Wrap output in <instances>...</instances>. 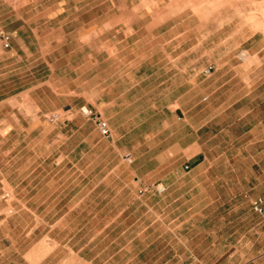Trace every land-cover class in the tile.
I'll return each mask as SVG.
<instances>
[{"label": "crops", "instance_id": "0c3cea01", "mask_svg": "<svg viewBox=\"0 0 264 264\" xmlns=\"http://www.w3.org/2000/svg\"><path fill=\"white\" fill-rule=\"evenodd\" d=\"M32 2L36 8L43 9L40 17L44 19L38 21L36 17L32 20L20 17L23 23V34L19 35L20 42L23 41L21 47L30 49L26 41L30 38L29 29H39L38 26L32 28L30 24L39 22L55 24L53 31L60 35L58 40L68 39V36L71 40H84L83 46H87L88 52H85V49L82 52L85 53L86 59L69 69L83 72L76 79H72L79 83H72L71 87L54 92L58 96L71 95L64 102L59 100L62 106L92 105L108 120L112 130L111 137L103 136L97 122L93 120L97 125L93 134L98 137V143L91 147V133H87L81 125L74 128L77 123L73 119V126L68 130L66 139L81 136L82 140L79 144L71 145L62 156L69 157L75 151H80L83 160L84 156L98 146L100 155L114 154L116 158L112 164L98 163L97 167L110 169L104 180L109 177L114 180L127 178L130 182L126 185L132 191H136L139 186L140 193H149V198L159 199L166 205L145 210L146 215L153 217L151 222L148 221L150 223L145 225V238L137 239L138 218L135 215L129 226L130 232L135 233L133 238L126 241H100L99 246L103 251L96 256L99 260L96 262V257L82 256L83 262L122 264V260L128 259L124 264H264V220L251 208H234L224 212L222 208L208 206H181V202L186 199L212 202L223 199L219 194V181L222 176L219 175L218 169H232L234 162L231 159H223L222 154L209 158L208 153L229 151V147L222 149L218 144V137L225 129L234 131L236 128H247L240 139L245 145L244 150L261 153L264 157V38L258 36L248 45H244L250 40L249 37L241 43L244 46L241 51L256 56L260 61L258 64L250 67L233 64V58H240V52L230 55V48L226 49L225 55H229V58L225 60L224 54L219 53L218 43L212 40L208 50L209 58L205 61L206 52L201 53V43L189 48L182 47L186 40L191 38L186 31L176 34L172 32L169 35L166 31H156L169 19L155 24L153 13L141 14L145 8H154L145 0ZM1 4L10 6L6 0H2ZM147 18L150 21L145 23V27L151 47L144 51L146 54L141 63L129 60L128 65L123 66L121 54H131L135 51L133 48H118L116 44L137 33L141 29L140 24ZM106 31L112 34L108 38L109 41L118 39L116 44L108 49L105 47ZM127 32L131 33L128 35ZM34 38H37V35H34ZM17 40L16 36H12L10 48H5L0 41V109L3 113L4 106L9 104L11 99L15 98L20 102L25 101L27 97L31 112L19 111L17 130L13 131L14 127L7 129L5 126L1 134L7 136L16 132L23 138L19 146L26 155L28 152L37 153L38 147H44L43 149L49 150L50 153L46 155L47 158L43 155L42 160L31 161L28 158L25 168H31L33 171L18 183V188L22 183L25 185L20 188L23 191V206L3 225L10 226L19 218L31 217L34 230H47L46 233L50 237L52 230L59 224L66 223L67 217L72 215L75 209L72 207L65 212H54V206L44 203L50 199L56 200L57 197L52 198V195H49L43 198L39 195L41 189H36V186L29 190L35 191L34 194L26 197L27 186L41 183L47 177L44 176V170L48 167L60 172L80 164L72 159H48L53 140L51 142L48 137L51 131L45 134L48 126L43 115L59 106L49 105L46 94L37 91L39 84H22L19 90L10 92V72L15 69L10 59L20 57L15 48ZM96 40L102 41V44L97 43V48L93 44ZM159 40L163 41V46L155 47ZM255 42L257 48L253 50L252 44ZM31 54L33 53L28 52V56ZM74 54L76 53L71 51L70 55ZM40 63L41 61L37 65ZM207 63L214 66L210 74H205V70L210 66L206 65ZM240 70H245L249 76L240 79H237V75L229 79L224 78L229 72ZM254 72L258 73L257 79H252L251 73ZM8 115L9 111L2 120H8ZM39 134H42L41 138ZM56 142L58 140H54V143ZM66 143L69 146L68 141ZM249 164L250 168L254 166V163ZM80 166L89 168L91 163ZM237 178L240 179L238 176ZM254 179L249 172L248 182L251 183ZM239 183L240 180L237 181V184ZM156 184L165 185L167 190L159 193L153 188L144 191L145 193L141 192ZM257 184L255 187L261 193L264 189V179ZM121 190L113 199H122ZM237 193L235 188L231 187L227 190L225 198L231 199ZM35 199H42V202L32 207L31 201ZM51 215L60 216L53 220L49 218ZM121 215L120 211L117 216ZM186 216L188 218H181ZM229 216L232 218L229 219ZM208 217L210 218L207 220ZM49 241L55 250L76 247L71 239L64 241L50 237ZM87 246H90V243ZM86 247H81L78 252L82 253ZM110 248L114 250L107 251ZM54 252L53 250L47 254L40 263ZM102 253L103 259L99 258Z\"/></svg>", "mask_w": 264, "mask_h": 264}, {"label": "rangeland", "instance_id": "374dc122", "mask_svg": "<svg viewBox=\"0 0 264 264\" xmlns=\"http://www.w3.org/2000/svg\"><path fill=\"white\" fill-rule=\"evenodd\" d=\"M1 1L0 30L9 32L12 36L17 37L15 48L20 56L10 59V62L14 63L15 67L10 72V92L13 93L19 90L22 84H25L24 86L39 84L40 87L37 88V91L46 94L45 98L49 105L56 107L58 104L59 106V108L47 111L43 115V119L48 126L45 134L51 131L48 137H50L49 140L51 142L53 140V147L50 150L51 155L48 159H72L79 161L80 165L90 162L91 166L89 168H81L79 165L71 169H63L60 172H58V169L48 167L44 170V176L47 177L41 183L28 185L26 190V197L34 194L35 191L29 192L34 186L37 187L36 189H41L39 195L43 196V198L49 195H52V198L57 197L56 200L50 199L44 203L45 205L51 204V206H54V212H65L72 207L75 209L74 213L67 217V222L56 226L50 235L52 239L57 240L67 241L71 239L76 244L75 248H58L55 250L49 244L50 237L46 233L48 231H43L41 228L34 230L31 217L19 218L10 226H4L3 224L15 216L23 206L24 200L21 199L23 191L20 188L25 185L22 183L18 188V183L23 177L33 171L31 168H25L28 158L31 161L35 159L42 160L43 155L47 158L46 155L50 152L49 150H44V147H38L37 153L28 152L26 155L19 146L23 138L21 139L16 132L7 136L1 134L5 126L7 129L8 127H14L13 131L17 130L19 126L18 117H20L19 111L31 112L27 97L25 101L20 102L16 101L15 98L11 99L9 104L4 106L3 113H1L0 109V193L3 190L10 191L16 206V214L5 221L0 220V264H85L81 259L82 256L93 258L103 251V248L99 246L100 241L113 239L126 241L133 238L135 233L130 232L129 226L133 222L135 215L138 218L137 239L145 238V225L150 223L153 218L150 215H146L145 210L149 207L161 208L166 206L165 204L159 199L152 200L149 198V193H140L139 188L141 187L139 186L136 191H132L126 185L130 182L127 178L114 180L109 177L104 180L106 173L110 169L97 167L98 163L109 162L112 164V161L116 158L114 154L110 156L100 155L97 151L98 146H95L88 155L84 156L83 160H81L83 154L80 151H75L69 157L62 156L65 154L66 149H70L71 145L79 144L82 140L81 136H75L71 140L66 139L68 130L73 126V119L77 123L73 126L74 128L81 125L87 133H91L89 136L91 147L98 143V137L93 134L97 125L92 119H88L81 114L80 107L82 105L62 106L59 100L64 102L71 95L58 96L54 92L56 90L63 91V89L71 87L72 83H79L77 80L72 81V79H76L83 72H74L69 69L72 66L81 64L86 59L84 58L85 53L83 54L82 52L83 49L88 52L87 46L85 48L83 46L84 40H71L69 36L68 39L58 40L60 35L53 31V28L56 27L55 24L31 23L30 26L32 28L38 26L39 29L34 30L35 32L29 29L30 38L26 41L30 49L26 50L20 45L23 42H20L21 37H19L20 34H23V23H21L20 17L24 16L25 19L31 20L36 17L38 21H42L44 18L40 17V12L43 9L36 8L32 0L30 3H28L29 0H6L10 3L9 7L6 4L2 6ZM145 1L147 4L153 5L154 8H145L141 14L146 12L153 13L152 19L155 24L169 19L167 23L157 28L156 31H166L168 35L172 32L176 34L177 32L186 31L188 37L191 38L186 40L182 47L189 48L194 44L201 43L203 45L201 53L204 54L206 52L204 55L205 61L209 58L208 50L212 40L218 43L221 50H219V53L224 54L225 60L229 58V55H225L227 48L232 50L230 55L240 52V58L238 56L233 58V64H243L245 65L244 67H250L260 62L256 56L253 57L247 51H241L244 48L241 43L249 37H251L250 40L245 42L244 45H248L252 40L257 39L258 36L264 38V0ZM148 21H150L149 18L143 20L139 27L141 29L137 33L132 34L128 40H123L117 44L116 40L118 39L108 40L112 34L106 31L105 47L107 49L116 44L118 48H133L135 51L131 54H121L123 66L128 65L129 60H133L137 64L144 60L146 54L144 51L151 47L145 27V23ZM124 29L126 30L125 27ZM66 32L68 33L69 31L66 30ZM130 33L127 32L128 35ZM34 35H37V38H34ZM242 37L244 38L242 39ZM0 41L2 42L1 39ZM162 42L159 40L155 47H162ZM97 43L102 44V41H93L96 48ZM165 46L167 47V44ZM252 46L253 50L256 49L257 43L255 42ZM136 49L138 50L136 51ZM71 51L76 54L70 55ZM28 52L33 54L28 56ZM34 59L36 60L34 61ZM39 61L41 63L37 65ZM206 65L210 64L207 63ZM90 74L93 75L94 73ZM251 74L253 75L252 79H257L258 73L254 72ZM233 75H237V79L249 76L248 72L240 70L239 72H229L224 75V78L229 79ZM7 111H9L8 120H2ZM57 113L60 115L58 120L51 121V118ZM245 130L247 128H236L234 131L225 129L218 137V144L221 145L222 149L229 147V151L208 153L209 158L222 154L223 159H231L234 162L232 169L227 167L218 169L219 175L222 176L219 181L221 188L219 194L223 196V199L213 202L211 200L186 199L181 202L182 207L208 206L222 208L224 212L234 208L248 210L251 208V201L259 192L255 186L258 185L257 183L260 180L264 179V157L261 153L244 150L243 147L245 145L243 140L240 139L242 138L241 134ZM60 134L62 135L60 136ZM38 136L41 138L42 134ZM233 138L234 141H232ZM54 140H58V142L54 143ZM67 141L69 146H67ZM249 163H254V166L250 168L248 166L250 165ZM249 172L255 177L251 183L248 182ZM33 175H31V178H33ZM66 178L68 179L63 183ZM238 180H240L239 184H237ZM231 187L235 188L238 193L235 197L226 199L227 190L229 191ZM120 190L122 191V199H113V196L117 195ZM40 202H42V199L32 200L31 206L35 207ZM82 209L83 211L81 212ZM120 211L122 215L117 216ZM59 216L51 215L49 218L56 220ZM228 218L231 219L232 216ZM106 225L108 226L103 231ZM150 229L153 230V227ZM89 243L90 246L86 247ZM84 246L86 248L82 250V253H79L78 251ZM53 250L55 252L40 263ZM112 250L114 248L107 249V251ZM99 258L103 259L104 254L102 253ZM98 260V257H96L95 261L97 262ZM127 260H122L121 263L124 264Z\"/></svg>", "mask_w": 264, "mask_h": 264}, {"label": "built area", "instance_id": "2783aa9c", "mask_svg": "<svg viewBox=\"0 0 264 264\" xmlns=\"http://www.w3.org/2000/svg\"><path fill=\"white\" fill-rule=\"evenodd\" d=\"M0 38L5 48H10L12 43V35L9 32L0 30ZM214 70V66L210 65L206 70L205 74H210ZM80 112L83 116L88 119H92L97 122L100 133L105 137H111L112 130L108 120L104 119L101 114L91 105H82ZM59 114L57 113L51 118V121L58 120ZM155 189L159 193H164L167 187L163 184H156L147 189H143L141 192L147 191L148 189ZM252 211L260 216L264 220V189L261 193L255 196L251 201ZM16 214V206L14 203V197L8 190H3L0 193V220L5 221L9 217Z\"/></svg>", "mask_w": 264, "mask_h": 264}]
</instances>
